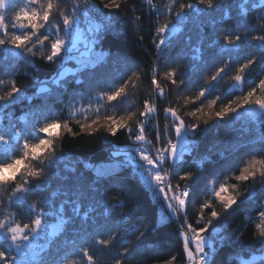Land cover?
Wrapping results in <instances>:
<instances>
[{
	"label": "snow or ice",
	"instance_id": "obj_1",
	"mask_svg": "<svg viewBox=\"0 0 264 264\" xmlns=\"http://www.w3.org/2000/svg\"><path fill=\"white\" fill-rule=\"evenodd\" d=\"M130 2L101 0V6L92 0H0V192L7 193L6 200L0 196V208L17 209L0 216V264H264V65L259 77L249 81L246 74L264 61V0H167L163 7L145 0L154 53L151 93L142 99L139 110L133 104L140 103V94L130 96V87L136 88L141 79L139 71L128 68L131 74L119 77L107 71L132 63L121 47L131 14L123 22L120 19L121 4ZM161 17L166 21L163 24ZM134 19L139 22L141 16ZM193 20L200 21L199 44L190 49V57H184L189 65L178 75L170 66L176 62L169 59V51ZM82 23L87 27L82 28ZM121 23L125 27H118ZM136 34L143 42L144 35ZM80 43L85 44L87 60L81 58L85 53L74 55L80 51ZM213 49L217 51L206 58L205 51ZM38 54L43 65L54 70V77L40 79L25 72V78L36 85L26 94L18 86L17 72L21 65H31L35 71ZM70 61L77 67L69 72L65 65ZM236 63L239 67L229 91L238 89L240 94L227 103L220 95L209 100L215 82ZM161 64L165 66L162 77ZM209 64L215 71L208 86L200 87L194 97L186 94L192 78ZM161 79L169 82L168 91L184 94L186 107L192 105L183 115L170 103L163 107V128L158 102L167 101L168 93ZM112 80L118 86L98 87ZM49 83L61 93L53 96ZM70 86L73 95L82 100L81 89L95 86L98 91L89 103L103 107L106 101L113 109L117 104L121 107L115 114L98 115L90 122L77 120L76 132L54 111L57 104L64 103L63 94ZM24 102L27 110L17 116L15 109ZM76 115L70 113L69 119ZM245 116L256 122L254 140L234 143L228 154L220 153L219 162L208 156L189 162L196 138L207 126L217 128L227 117ZM58 129L72 136H92L102 130L116 137L124 132L131 143L110 153V167L82 162L91 177L76 176V168L66 166L73 175L60 177L62 189L44 196L42 203H29L30 197L51 187L45 168L69 158L65 153L56 154L54 141L61 136L53 135V130ZM121 156L123 160L118 159ZM210 165L218 167L210 173L211 186H203L207 199L191 212L192 222L194 194L203 190L198 173ZM125 169L131 171L124 174ZM218 171L227 175L217 187ZM17 179L21 182L15 183ZM229 180L244 186L243 193L229 194L230 188H236ZM112 189L117 194L109 202ZM246 204L255 206L258 217L254 225L258 238L248 245L242 243L239 229L228 234L227 223H220ZM114 215L115 223H108ZM245 220L252 222L248 215ZM125 234L134 236L135 243L124 240ZM41 239L46 242L37 243ZM170 245H175V251L169 250ZM221 252L228 255L221 258Z\"/></svg>",
	"mask_w": 264,
	"mask_h": 264
},
{
	"label": "trees",
	"instance_id": "obj_2",
	"mask_svg": "<svg viewBox=\"0 0 264 264\" xmlns=\"http://www.w3.org/2000/svg\"><path fill=\"white\" fill-rule=\"evenodd\" d=\"M71 0H65V3H70ZM83 3V0H80ZM92 2L96 5H101V0H92ZM153 2L163 7L167 0H153ZM184 3H196V0H181ZM133 5L135 6L136 11L132 12ZM102 6V5H101ZM63 7V5H61ZM11 14V13H8ZM123 14V15H120ZM120 19L123 22L125 16L131 14V17L127 21L126 31L121 37V47L122 51L127 53L131 60V64L127 67L124 65H120L116 68H109L107 71L115 77H119V75L127 73L131 74L128 71V68H132L133 71H139L141 75V79L136 81V88L130 87V96L132 93H139L141 96L140 103L133 104V108L135 110H139L142 107V99L147 98L151 93L150 87V79H151V68H152V60L154 47L151 44L152 36L151 31L147 27L146 17L148 16V6L145 3V0H131L129 4H121L120 8ZM213 16L218 15V13H213ZM135 16H141V21H135ZM154 19V17H153ZM166 22L164 17L160 18V23ZM199 20H193L190 22L186 28L182 31V33L178 34L176 41L174 42L172 48L169 51V59L174 60L176 63L171 64V67H175L178 75L185 71V69L189 65V60L184 57H190L192 55L191 48L198 46V31H199ZM135 25V27L133 26ZM118 27H125L123 23L118 25ZM209 30L211 26L209 25ZM136 33H140L144 35V40L141 42L139 39V35ZM217 35H221L217 33ZM63 34L61 35V37ZM222 43V41H221ZM255 43V42H252ZM47 51L46 49L44 50ZM217 51L216 49L211 50V53L206 50L205 57L207 58L210 54ZM251 51V50H250ZM243 53L241 54L240 62H243ZM31 58V57H30ZM37 61L36 70L33 71L31 65H21L20 69L17 72L18 78V86L23 87L26 90V94H31L34 87L36 86L34 82L30 78H25V72L28 73V76H36L40 79H44L46 77H54V70L48 68L43 65L42 60L40 59L39 54L35 57ZM73 65V63H69ZM262 65H264V61L256 64L249 74V70H246V74L248 75L249 81H251L254 77H259L261 74ZM138 66V68H137ZM216 66H219L217 64ZM239 67V63L234 64V66L230 67L227 74L224 75L223 79L215 82V89L208 96V99H215L216 95H220L222 97V102L227 103V101L231 98H234L235 95H239L240 92L237 89L236 91L230 92L229 90L232 88L234 82L232 81V76L236 73V68ZM103 71V70H100ZM165 71V66L163 64L160 65V76H163V72ZM215 66L209 64L207 65L198 75L194 76L192 80L189 82L186 94L193 96L199 91L200 87H207L208 80H210L211 75L214 74ZM8 79V77H5ZM69 80L74 79V77H69ZM258 82V80H257ZM162 86L165 87L167 91V101L158 102L161 109V118H160V126L163 128L164 119L162 115V109L165 106H168L170 103L171 106L176 107L181 115L184 114L188 110V107H192V105L185 106L184 105V94L177 96L175 91H168L170 87L169 82L163 79L160 80ZM53 92V96L60 94L61 90L58 89L55 85L49 83L48 85ZM118 86L115 80H112L110 83L107 81L99 83V88ZM247 91L248 88L245 87L243 89ZM81 91L84 94L83 100L80 96L73 95V90L70 86L69 92L63 94L64 95V103L57 104L55 106L56 115L63 121L67 120L70 126L74 131L79 132V123L84 121L90 122L92 119H96L99 115L103 117L105 115L115 114L116 110L120 109V105H116V109L111 108L107 102H104V106L96 104L95 102L89 103V98L94 97L98 91L97 87H83ZM2 94V92H0ZM259 94V93H258ZM207 101H205L206 103ZM131 103V101H130ZM200 102H197L199 104ZM27 102H24L18 105L15 109L16 115H21L24 111L27 110ZM218 110V107L217 109ZM75 112L76 118L69 119L70 113ZM85 112L88 114L87 120H82V113ZM120 114H123L121 112ZM191 122V121H189ZM169 123L171 121L169 120ZM201 127L204 128L203 124ZM249 129H252L249 132ZM256 122L250 116H245L241 119H232L231 117H227L225 121L219 122V127L212 128L211 126H207V130L197 136V145L194 148L193 155L189 157V162L191 163L193 160H199L204 156L210 157L213 161L219 162L221 160L220 153L225 152L228 154L231 150V146L234 143H249L255 139L256 136ZM60 134L61 138L56 139L54 141L56 145V154L59 156L61 153L68 154L67 159L62 161H57L50 168H45V175L49 176L51 179V187L45 193H38L29 199V203L34 202H43V197L49 195L51 192L56 191L58 189H62L64 182L60 179V177L65 175H73L71 172L67 170L66 166H73L76 168V173L74 175L80 176L83 175L85 177H91V172L86 170L83 167L82 162H88L91 164L99 163L106 160H111L110 153L114 151L117 147H122L126 144H129L130 141L127 140V134L124 132H119L116 137H112L107 135L102 130L93 134L92 136H88L86 134H81L78 136H72L68 134L63 129H58L54 135ZM22 143V142H21ZM121 157H119L120 159ZM218 165H210L206 167L202 172L198 173L201 188L203 190L197 191L194 194L193 206L190 210V219L194 222V217L191 215V212L195 211V208L199 203L204 202L207 199V188H204V185L211 186L210 184V173L217 168ZM131 169H125L124 174H128ZM227 175L226 171H218L216 176V186L218 187L221 182L224 180V176ZM259 179V177H258ZM19 179L16 180L15 183H20ZM175 184L176 181L173 180ZM228 183L230 185H236L235 189L230 188L229 192L231 194L239 195L243 193L244 186L237 185L234 180H229ZM107 187L108 185H103ZM116 190L112 189L109 192V202H111V197L115 196ZM122 195V194H121ZM0 196L3 199H7V193L0 192ZM59 203V199L57 200V204ZM5 211L16 212V208H0V216L3 215ZM39 211V209H37ZM120 211L119 209L116 210ZM127 211V209H125ZM217 211H220L219 206H217ZM248 215L252 218V222L249 223L245 220V216ZM207 216V212L205 213ZM115 215L109 218L108 223H115ZM21 222L24 221V217H20ZM258 222V217L256 215V208L254 205L246 204L242 205L235 212H233L230 216L226 217L224 220H221L220 223H227L228 234L233 233L234 230L239 229V234L241 236L242 243L244 245H248L252 243L257 237V233L255 230V223ZM121 232H123V226H121ZM174 235V234H173ZM123 239L128 241L129 244L135 243V237L125 234ZM46 241L44 239L39 240L37 243L44 244ZM259 248V245L256 246ZM170 251H175V245H170ZM228 252H221V258L226 257ZM100 264H104L103 261Z\"/></svg>",
	"mask_w": 264,
	"mask_h": 264
},
{
	"label": "rangeland",
	"instance_id": "obj_3",
	"mask_svg": "<svg viewBox=\"0 0 264 264\" xmlns=\"http://www.w3.org/2000/svg\"><path fill=\"white\" fill-rule=\"evenodd\" d=\"M9 15V18L11 17V14H8ZM162 23H165L164 22V20H163V22ZM81 27L82 28H86L87 27V25H85V24H81ZM63 33H61V35H62ZM60 39H65V37H64V35L61 37L60 36ZM79 49H80V51L79 52H75L74 53V55H77V56H80V54L81 53H85V55L84 56H82L81 58L82 59H84V60H87V55H86V53H87V49H86V47H85V44L84 43H80L79 45ZM69 63H73V65H71V64H69ZM68 64H66L65 65V68L70 72L72 69H74L75 67H77V65L74 63V62H69ZM81 117H82V120H87L86 118L88 117V114L87 113H85V112H83L82 113V115H80ZM86 121H84V122H82V123H85ZM57 132V130H53V135H54V133H56ZM131 143V142H130ZM123 147V146H122ZM119 159V158H118ZM124 158L121 156V158H120V160H123ZM94 166H99V167H101V168H105V167H110L111 165H112V158H111V160H106V161H102V162H99V163H95V164H93ZM229 194H231L230 192H229Z\"/></svg>",
	"mask_w": 264,
	"mask_h": 264
}]
</instances>
